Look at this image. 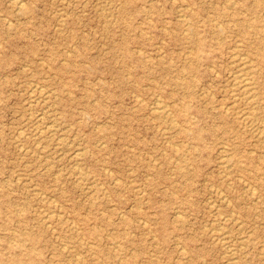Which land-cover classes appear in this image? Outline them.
<instances>
[{"label":"rangeland","instance_id":"rangeland-1","mask_svg":"<svg viewBox=\"0 0 264 264\" xmlns=\"http://www.w3.org/2000/svg\"><path fill=\"white\" fill-rule=\"evenodd\" d=\"M61 1L0 0V264H264V0Z\"/></svg>","mask_w":264,"mask_h":264},{"label":"bare ground","instance_id":"bare-ground-1","mask_svg":"<svg viewBox=\"0 0 264 264\" xmlns=\"http://www.w3.org/2000/svg\"><path fill=\"white\" fill-rule=\"evenodd\" d=\"M12 2H16V1H18V0H11ZM21 1V0H20ZM61 1V0H60ZM62 2V1H61ZM214 3V2H213ZM17 6H18V4H16ZM19 5H21V3L19 4ZM109 5V4H108ZM24 6V4H22V6L21 7H23ZM106 6V5H105ZM20 7V6H19ZM20 7V8H21ZM109 7V6H108ZM118 6H115V8H117ZM178 7H179V5H178ZM177 7V8H178ZM18 8V7H17ZM189 8V7H188ZM103 9V8H102ZM180 9V8H179ZM191 9V8H190ZM100 10V9H99ZM101 11V10H100ZM102 11H105V9L104 10H102ZM192 11V10H191ZM106 12H108L107 10H106ZM178 15L180 14V13H177ZM177 15V16H178ZM262 15H263V13H262ZM104 17V16H103ZM182 17H184V16H182ZM108 18V17H107ZM106 18V19H107ZM177 18H179V16L177 17ZM187 18V17H186ZM60 19H62V18H60ZM109 22H111V21H109ZM58 23H60V22H58ZM62 23V22H61ZM112 23V22H111ZM218 24V23H217ZM103 25V24H102ZM219 25V24H218ZM104 26V25H103ZM187 26V25H186ZM216 26V25H215ZM220 26V25H219ZM184 31V30H183ZM182 31V32H183ZM184 34V33H183ZM221 39V38H220ZM218 41V40H217ZM237 43H239L238 41H237ZM233 48V47H232ZM235 48V47H234ZM139 49V48H138ZM236 49V48H235ZM139 52V51H138ZM247 52V51H246ZM232 56V55H231ZM239 56V55H238ZM245 57V56H244ZM233 58V57H232ZM252 61V60H251ZM235 62H236V64H237V66H239V70H238V72L234 75V78H233V80H234V86H236V90H237V94H235L239 99H241V100H243L244 102H245V105L247 104L248 106H249V108H250V110H251V112H244V113H240L239 115H240V117H241V120H242V122L243 123H247L249 126H253V128H254V125L256 124V122H255V120H256V118L255 117H257V116H255V113H254V110H255V108H256V101H255V93H254V91L252 90V87H251V83H250V78L247 76V72L245 71L246 70V59H244L243 58V56H242V58L240 57V58H237V56H236V58H235ZM247 71H249V70H247ZM233 72H235V71H233ZM229 74V73H228ZM250 74V73H249ZM228 79V78H227ZM42 80V79H41ZM251 81H252V79H251ZM232 82V81H231ZM36 83V82H35ZM31 84V83H30ZM253 84V83H252ZM231 85H233V84H231ZM254 85V84H253ZM35 86H37V85H35ZM48 87V86H47ZM232 87V86H231ZM34 88H36V87H34ZM39 90L41 89L42 90V88H38ZM44 89H45V87H44ZM43 89V90H44ZM38 90V91H39ZM51 91V90H50ZM231 91H232V89H231ZM233 92V91H232ZM38 93H40V91L38 92ZM49 94V93H48ZM233 94H234V92H233ZM30 95H31V93H30ZM68 95V94H67ZM234 96V95H233ZM232 96V97H233ZM45 97H47L46 96V93H45ZM54 97V96H53ZM34 99V98H33ZM44 99V98H43ZM47 99H48V97H47ZM47 99H44V100H46L47 101ZM39 100V99H38ZM38 100H36V101H38ZM44 100H42V101H44ZM54 100V99H53ZM30 101V100H29ZM242 101V102H243ZM34 102H35V100H34ZM156 102H158V101H156ZM31 103V102H30ZM43 103V102H42ZM161 103V102H160ZM235 103V102H234ZM234 103H232V104H234ZM44 104V103H43ZM156 103H154V105H155ZM34 105V104H33ZM45 105V104H44ZM51 105V104H50ZM166 105V104H165ZM235 105V104H234ZM244 105V104H243ZM243 105H242V107H243ZM47 106V105H46ZM157 106V105H156ZM228 105H226V107H227ZM49 107V106H48ZM47 107V108H48ZM52 107H54V104H53V106ZM164 107V106H163ZM163 107H161V109L163 108ZM50 108H51V106H50ZM158 109H160V108H158ZM163 109H167V107L166 108H163ZM42 110V109H41ZM45 110V109H44ZM55 109H53V112H55L54 111ZM154 110V109H153ZM157 110V109H156ZM241 111H244V110H242V109H240ZM52 111V110H51ZM160 111V110H159ZM225 111H227V110H225ZM41 112V111H40ZM43 110H42V114H43ZM47 112V111H46ZM256 112V111H255ZM49 113V112H48ZM48 113H47V115H48ZM52 113V112H51ZM50 113V114H51ZM49 114V115H50ZM165 114H167L168 115V112H166ZM226 114V113H225ZM164 115V114H163ZM170 115V114H169ZM238 115V116H239ZM40 116H43V115H40ZM39 116V117H40ZM46 116V115H45ZM39 117H38V119H39ZM44 117V116H43ZM43 117H41L42 119H43ZM50 118H51V116H50ZM52 118H54V117H52ZM37 119V118H36ZM35 119V120H36ZM42 119H40V120H42ZM48 119V118H47ZM171 119H173V118H171ZM39 120V121H40ZM44 120V119H43ZM50 120V119H49ZM51 120H53V119H51ZM164 121H165V119H163ZM174 120V119H173ZM171 122H172V120H170ZM175 123H176V121H174ZM173 122V123H174ZM260 122V121H259ZM258 121H257V123H259ZM37 123V122H36ZM51 123V122H50ZM164 123V122H163ZM38 124V123H37ZM42 125H45L46 126V124H43V122L41 123ZM55 124V123H54ZM63 123H61V125H62ZM53 125V124H52ZM69 125V124H68ZM176 125V124H175ZM263 125V124H262ZM261 125V126H262ZM39 126V125H38ZM48 126H49V124H48ZM58 126V125H57ZM49 127H51V126H49ZM247 127V126H246ZM256 127V126H255ZM33 128H34V126H33ZM43 128V127H42ZM42 128H40L39 127V129H42ZM55 128H57V127H55ZM55 128H54V131H55ZM70 128V127H69ZM252 128V127H251ZM252 128V129H253ZM34 129H36V128H34ZM48 129V128H47ZM47 129H44V130H47ZM51 129L52 128H50V132H51ZM64 129V128H63ZM67 129V128H66ZM164 129V128H163ZM258 129V128H257ZM65 130V129H64ZM63 130V131H64ZM169 130V129H168ZM264 130V129H263ZM263 130H259L260 132V134L261 135H263L264 136V131ZM62 131V132H63ZM165 131H166V129H165ZM252 131V130H251ZM34 132V131H33ZM40 132H41V130H40ZM254 132V131H253ZM39 133V132H38ZM42 133H43V131H42ZM35 134V133H34ZM41 134V133H40ZM50 134V133H49ZM22 135V134H21ZM39 135V134H38ZM37 135V136H38ZM41 136V135H40ZM50 136V135H49ZM163 136V135H162ZM256 136V135H255ZM45 137V136H44ZM48 137V136H47ZM53 137H55V136H53ZM171 137V136H170ZM258 137V136H257ZM34 138V137H33ZM36 138V137H35ZM52 138V137H51ZM58 138V137H57ZM72 138H73V136H72ZM42 139H46V137L45 138H42ZM63 138H61V140H62ZM74 139H75V137H74ZM79 139H80V137H79ZM46 140H48V139H46ZM49 141L50 140H48V143H49ZM58 141V140H57ZM56 141V142H57ZM59 141H60V139H59ZM79 141V140H78ZM51 142V141H50ZM63 142V141H62ZM97 142V141H96ZM66 143V142H65ZM64 142H63V144H65ZM70 143V142H69ZM77 143H79V142H77ZM85 143V142H84ZM83 143V144H84ZM36 144V143H35ZM67 144V143H66ZM262 144V143H261ZM263 144H264V142H263ZM40 145V144H39ZM56 145V144H55ZM54 145V146H55ZM79 145V144H78ZM78 145L76 146V147H78ZM42 146V145H41ZM43 146H45V145H43ZM48 146V145H47ZM67 146V145H66ZM68 146H71V144L69 145L68 144ZM36 147V146H35ZM55 147H58V146H55ZM64 147V146H63ZM176 147V146H175ZM37 148V147H36ZM49 148V147H48ZM97 148V147H96ZM83 148H81V150H82ZM42 150V149H41ZM46 150V149H45ZM54 150V149H53ZM58 150H60V149H58ZM223 150V149H222ZM24 151H27V149L26 150H24ZM43 151V150H42ZM55 151V150H54ZM77 151H79L78 153H80V150H77ZM77 151H75V152H77ZM83 151V150H82ZM162 151H163V149H162ZM22 152V151H21ZM33 152V151H32ZM60 152V151H59ZM58 152V153H59ZM23 153V152H22ZM66 152H64V154H65ZM77 153V154H78ZM83 152H81L80 154H79V156L80 155H83L82 154ZM74 154L75 153H73V157H74ZM163 154H164V152H163ZM76 155V154H75ZM24 156V155H23ZM44 156H45V154H44ZM61 156H64V155H61ZM76 157V156H75ZM67 158H72V155H71V157H67ZM225 157H223V159H224ZM46 160V159H45ZM75 160V159H74ZM175 160V159H174ZM222 160V159H221ZM59 161V160H58ZM74 162V161H73ZM79 162V161H78ZM77 162V163H78ZM175 162H176V160H175ZM75 163V162H74ZM177 163V162H176ZM174 164V163H173ZM73 165V164H72ZM78 165V164H77ZM77 165H76V167H77ZM225 165V164H224ZM74 166H75V164H74ZM159 166H160V164H159ZM223 166V165H222ZM226 167H228L227 165H225ZM146 167H147V165H146ZM75 168V167H74ZM88 168V167H87ZM106 168V167H105ZM47 169V168H46ZM77 169H80V171H81V168H77ZM76 169V170H77ZM228 169V168H227ZM104 170H106V169H104ZM73 171V170H72ZM78 171V170H77ZM79 172V171H78ZM83 173V171H81V174ZM85 173V172H84ZM86 174V173H85ZM85 174H83V175H85ZM77 175V174H76ZM80 174H78V176H79ZM74 176V175H73ZM21 177V176H20ZM65 177V176H64ZM76 176H74V178H75ZM82 177V176H81ZM67 178V177H66ZM56 179V178H55ZM79 179H80V177L79 178H77V180L76 181H79ZM116 179V178H115ZM93 180V179H92ZM119 180V179H118ZM81 181V180H80ZM79 181V182H80ZM73 183H76V182H73ZM115 183V182H114ZM181 184V183H180ZM77 185V184H76ZM80 184H78V186H79ZM83 185V184H82ZM81 185V186H82ZM93 185V184H92ZM123 185V184H122ZM77 186V187H78ZM99 187L101 186V185H98ZM80 187V186H79ZM83 187V186H82ZM88 187H90V186H88ZM101 188V187H100ZM134 189V188H133ZM135 189H137V187H135ZM248 189V188H247ZM84 190H86V189H84ZM82 191V190H81ZM39 192H41V191H39ZM84 192V191H83ZM143 192V191H142ZM141 192V193H142ZM218 193H221V192H218ZM42 194H43V192H42ZM252 195H253V192L251 193ZM222 197H224V196H222ZM250 197H252V196H250ZM139 198V197H138ZM43 200V199H42ZM219 200V199H218ZM223 200V199H222ZM221 200V201H222ZM227 200V199H226ZM223 202V201H222ZM229 201H226V204L228 203ZM219 203H220V201H219ZM230 203V202H229ZM60 204V203H59ZM54 205H55V203H54ZM141 205V204H140ZM59 208H60V205L58 206ZM111 208V207H110ZM139 208V207H138ZM216 209V208H215ZM141 210V209H140ZM214 211V210H213ZM218 211V210H217ZM230 211V210H229ZM45 212V211H44ZM232 212V211H231ZM230 212V213H231ZM67 213V212H66ZM101 213V212H100ZM233 213V212H232ZM48 214V213H47ZM46 214V212H45V215H47ZM54 214V213H53ZM68 214V213H67ZM176 214H177V212H176ZM180 213H178L177 215H179ZM61 216V215H59V214H57L56 213V216ZM176 215V217H178ZM230 215V214H229ZM237 215V214H236ZM235 215V216H236ZM181 215H179V217H180ZM233 216V215H232ZM48 217H50V213H49V215H48ZM221 217V215H219V218ZM223 217V216H222ZM229 217V216H228ZM44 218V217H43ZM43 218H41V219H43ZM58 218V217H57ZM122 218V217H121ZM231 218V217H230ZM230 218H228V219H230ZM223 219L224 220H226L224 217H223ZM66 220H67V218H66ZM138 220H141V219H138ZM224 220H221V221H223L224 222ZM236 220H237V225H238V221H239V219H235V222H236ZM71 221H72V218H71ZM231 221H233L234 222V220H231ZM67 222V221H66ZM143 222V221H142ZM234 222V223H235ZM45 223V222H44ZM47 223V222H46ZM139 223V222H138ZM240 223V222H239ZM73 224V223H72ZM146 224V223H145ZM47 224H45V226H46ZM48 225H49V223H48ZM142 225V224H141ZM222 225V224H221ZM230 225V224H229ZM229 225H227V226H229ZM239 225H241V224H239ZM239 225H238V227H239ZM143 226V225H142ZM220 226H218V230H220V228H219ZM225 228V227H224ZM236 228H237V226H236ZM52 229V228H51ZM73 230V229H72ZM212 230H213V228H212ZM215 230V229H214ZM217 230V231H218ZM237 230V229H236ZM53 231V230H52ZM217 231H215V232H217ZM229 231H232V230H230L229 229ZM222 232V231H221ZM224 232H225V230H224ZM218 233H219V231H218ZM56 235V234H55ZM225 235V234H224ZM223 235V236H224ZM57 236V235H56ZM223 236H220V237H223ZM152 237V236H151ZM219 237V238H220ZM55 238V237H54ZM154 238V237H153ZM214 238V237H213ZM218 238V239H219ZM229 238V237H228ZM245 238V237H244ZM244 238H242L240 241H242V240H244ZM223 239V238H222ZM229 239H231V238H229ZM221 240V239H220ZM223 241V240H222ZM238 241V240H237ZM220 243H222L221 241H219ZM247 242V241H246ZM225 243V242H224ZM66 244V243H65ZM70 244V243H69ZM68 244V245H69ZM117 244V243H116ZM89 245V244H88ZM226 246H227V244H225ZM224 245V246H225ZM91 246V245H90ZM179 246V245H178ZM177 246V247H178ZM223 245H222V247H224ZM225 246V247H226ZM239 246H241V245H239ZM180 248H182L181 246H179ZM242 247H244V246H242ZM62 248H64L63 247V245H62ZM228 248H230V247H228ZM228 248H227V250H228ZM231 248L233 249V247L231 246ZM236 248V247H235ZM238 248H240V247H238ZM69 249V248H68ZM242 249V248H241ZM70 250H71V248H70ZM69 250V251H70ZM113 250H114V248H113ZM179 250V249H178ZM181 251H183V248L182 249H180ZM230 250V249H229ZM180 251V252H181ZM235 251V250H234ZM178 252V251H177ZM184 252V251H183ZM230 252H233V250L232 251H230ZM224 253V252H223ZM225 254V253H224ZM241 254V253H240ZM76 255V254H75ZM227 255V254H226ZM229 255H231V254H229ZM78 255H76V257H77ZM231 257H233L232 255H231ZM69 258V257H68ZM67 258V259H68ZM73 258V257H72ZM71 258V259H72ZM80 258H81V256H80ZM236 258V257H235ZM70 259V260H71ZM79 259V258H78ZM77 259V260H78ZM232 259V258H231ZM230 259V261H229V259H228V263L227 264H233L232 263V260ZM234 259V258H233ZM264 259V258H263ZM75 261V260H74ZM78 262V261H77ZM235 262H236V260H235Z\"/></svg>","mask_w":264,"mask_h":264}]
</instances>
